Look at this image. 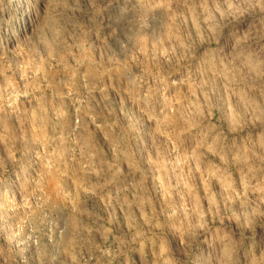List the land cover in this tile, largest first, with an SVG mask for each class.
I'll list each match as a JSON object with an SVG mask.
<instances>
[{
	"label": "rangeland",
	"instance_id": "1",
	"mask_svg": "<svg viewBox=\"0 0 264 264\" xmlns=\"http://www.w3.org/2000/svg\"><path fill=\"white\" fill-rule=\"evenodd\" d=\"M0 264H264V0H0Z\"/></svg>",
	"mask_w": 264,
	"mask_h": 264
}]
</instances>
